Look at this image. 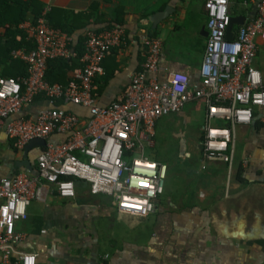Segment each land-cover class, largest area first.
Returning a JSON list of instances; mask_svg holds the SVG:
<instances>
[{"label": "built area", "instance_id": "1", "mask_svg": "<svg viewBox=\"0 0 264 264\" xmlns=\"http://www.w3.org/2000/svg\"><path fill=\"white\" fill-rule=\"evenodd\" d=\"M249 1L255 13L230 40L225 37L231 17L229 0H204L207 36L196 80L162 63L160 38L142 37L143 63L107 106L96 102L95 78L104 73L110 49L124 43L122 25L84 29V51L66 84L49 82L46 68L50 59L78 56L73 35L52 27L47 10L35 21L20 25L30 46L13 49L11 55L25 63L26 72L18 77L0 75V130L16 150L32 138L46 143L37 153L34 174L0 177V264H39L34 251L17 247L26 235L16 231L15 224L26 218L31 199L45 198L46 184L59 197L73 198L76 180L85 181L91 194L112 196L119 213L146 216L153 212L154 200L163 191L165 165L149 159L145 150L154 145L155 122L181 111L188 101L201 100L205 105L202 158L231 167L235 127L250 124L255 107L264 110V82L253 66L256 37H264V0ZM39 95L50 106L22 114ZM59 100L85 108L88 117L81 119L55 105ZM217 120L228 122L229 127L212 123ZM260 121L264 124V112ZM54 133L64 138L50 139ZM130 199L139 203L137 208L127 206Z\"/></svg>", "mask_w": 264, "mask_h": 264}, {"label": "crops", "instance_id": "2", "mask_svg": "<svg viewBox=\"0 0 264 264\" xmlns=\"http://www.w3.org/2000/svg\"><path fill=\"white\" fill-rule=\"evenodd\" d=\"M39 1L42 4L41 12L47 10L46 14L50 15L48 23L72 29L75 42L78 37H83L85 28L96 29L115 23L116 12H122L124 43L109 51L103 64L104 73L95 78L94 95L100 106H107L117 99L128 84L130 73L143 63L144 47L141 40L144 36L160 38L162 63L165 66L186 72L192 80L198 79L207 36L204 34V31L207 32L204 0H200L196 8L197 19L189 25L188 15L194 0ZM229 7V12L237 10L231 16L244 17L242 24H234L239 28L255 13L250 1L234 3L229 0ZM165 9L168 10L166 16L154 23L150 20L152 14ZM15 10L9 11V20H2L3 24H0L1 76L9 73L10 77H18L26 72L25 63L13 57L11 51L21 47L29 48L26 34L20 25L32 21L31 14L18 24L25 35V44L10 50L11 62L4 58L2 50L3 35L9 21L15 17ZM15 39H18V35ZM255 41L257 52L253 66L260 72L264 82V37L257 36ZM181 42L185 44L181 45ZM18 61L24 64L25 72H17ZM78 66L77 63L67 71L68 80ZM59 101L55 105L73 111L81 119L88 117L85 108ZM49 106L47 98L39 95L25 106L22 114H33ZM202 107L204 122V103ZM253 112L255 115L250 124L235 127V153L230 168L223 162L205 161L202 158L204 123L196 145V156H190V152L179 140L184 137L180 130L181 124L185 125L192 116L182 109L159 118L154 125V145L145 153L149 159L165 165L163 191L154 200L155 209L150 214L138 216L135 223L125 218L118 219L123 240L121 244H54L48 233L55 226L53 210L52 213L49 210L54 203L51 192L55 189L51 184H46L45 198L39 201L45 202L49 196L48 203L42 209L29 208L26 218L15 224V230L26 235L17 247L24 251H34L39 264H264V124L260 121L264 110L255 107ZM214 122L216 125L220 121ZM62 138L63 134L54 133L50 136L54 141ZM167 145L177 147L171 149L177 161L172 167L164 163L159 153L160 147ZM42 147L29 150V170L22 164L23 149H14L5 132L0 130V177L18 173L34 174L37 168L36 156ZM78 186L84 191L86 188L91 194L81 181L77 182L75 192ZM88 193L87 197H79L73 204L82 205L83 200L92 204L94 199L88 198ZM73 198L61 200L67 202ZM36 217L41 221L39 233L32 231ZM98 224H92L93 231H88L95 234L98 227L101 228Z\"/></svg>", "mask_w": 264, "mask_h": 264}, {"label": "rangeland", "instance_id": "3", "mask_svg": "<svg viewBox=\"0 0 264 264\" xmlns=\"http://www.w3.org/2000/svg\"><path fill=\"white\" fill-rule=\"evenodd\" d=\"M199 4L200 0L193 1V8L191 9V13L188 15L187 25L197 19L196 8ZM187 25H184V27H188ZM180 44L184 45L185 42H181ZM202 106V102L188 101L183 107L184 112L187 115H191L192 118L186 122L185 125L181 124L180 130L183 131L184 137L180 138L179 142L185 146L188 153L190 152V156H196L194 155L197 152L196 145L199 135L202 132L201 129L204 123L201 115ZM172 146L176 147V145ZM174 147H170L168 145L160 147V157L169 167H172L174 163L177 162L173 156L174 154L171 152V149H174ZM171 179H173V177ZM85 190L86 191L81 190L78 186L76 188L75 197L67 202H63L61 198L57 196L55 191L51 192L54 203L50 206L49 210L51 213L53 210L52 219L55 222V226L51 227L52 230L49 231L48 237H51V241L55 242L54 244H94L92 243L94 238L87 235L90 227L91 231H93L92 224L97 225L99 223L101 228L107 230L110 234L117 233L118 235H121L122 233L120 232L121 225L118 220L119 218H125L130 223H135L136 220H138L137 215L116 212V209L114 208L115 200L112 196L103 193L89 194L86 188ZM87 193L88 198L94 199L92 204H87L84 200L82 205L73 204V201L77 198L87 197ZM48 199L49 196L46 198L45 202H41L37 199H31L26 208V212L29 208L35 209V207H38L39 209H42L44 204L48 203ZM105 214L107 215L106 217ZM100 216H102V218L99 219Z\"/></svg>", "mask_w": 264, "mask_h": 264}, {"label": "trees", "instance_id": "4", "mask_svg": "<svg viewBox=\"0 0 264 264\" xmlns=\"http://www.w3.org/2000/svg\"><path fill=\"white\" fill-rule=\"evenodd\" d=\"M231 1V0H230ZM234 3H240L243 1H249V0H232ZM41 7L42 4L39 0H0V24H3V21L9 20L7 13L13 9L16 8V14L13 20L9 21V26L6 28V31L4 33V40H3V54L4 58L8 59V61H12L13 59L10 57L9 52L13 48H17L23 44H25V35L22 32L20 28H18V24L22 22L24 19L27 18L28 14L32 15V21H35L36 18L40 16L41 13ZM230 8V7H229ZM230 11V9H229ZM237 13V10H233L230 12V14ZM47 15V14H46ZM122 12H116L115 14V23H108L104 27H110L114 24L122 25ZM231 16V15H230ZM47 19H50V15L48 14ZM3 20V21H2ZM52 27H55L52 25ZM104 27L96 28L101 29ZM234 31L237 32L239 26L234 25ZM59 28V27H56ZM67 33L73 35L72 29H65L60 28ZM18 35V39H15V36ZM75 49L78 53V56L76 58H70V59H64V58H53L48 60L47 62V68H46V79L49 82H60V83H66L68 80L67 77V71L72 69L77 63L79 64V56L84 51V37L77 38L76 42L74 44ZM111 50V49H110ZM14 62V61H13ZM19 62V63H18ZM17 64H19V70L17 72H25V66L20 61H18ZM5 76H10L9 73H4ZM190 76V75H189ZM192 79V77L190 76ZM255 115V114H254ZM218 127H229V123L225 121H220L216 124ZM78 180H76L77 184ZM40 226L41 221L37 217L33 221V227L32 230L34 233L40 232ZM91 230V229H89ZM147 233H144L146 235ZM87 235L91 238H94L93 242L94 244H121L122 243V236L117 233L110 234L106 231L101 230V228L98 227V230L95 234H93L91 231L87 232ZM95 235V237H94Z\"/></svg>", "mask_w": 264, "mask_h": 264}, {"label": "water", "instance_id": "5", "mask_svg": "<svg viewBox=\"0 0 264 264\" xmlns=\"http://www.w3.org/2000/svg\"><path fill=\"white\" fill-rule=\"evenodd\" d=\"M168 10H162L160 12H155L154 14H152V16H150V20L154 23L156 20H158L161 17H164L167 15ZM244 21V17L243 16H231L229 18V22L228 25L226 27V31H225V37L227 39H233L234 37V33L232 31V26L234 24L240 25L242 24ZM204 34L207 35V32L204 31ZM45 139L43 138H32L30 139L23 147V158L24 160H22V164L25 165L26 167L29 168V170H31V166L30 163L27 160V154L29 152L30 149L35 148L37 146H44L45 145ZM83 184L86 185V182L83 181Z\"/></svg>", "mask_w": 264, "mask_h": 264}, {"label": "bare ground", "instance_id": "6", "mask_svg": "<svg viewBox=\"0 0 264 264\" xmlns=\"http://www.w3.org/2000/svg\"><path fill=\"white\" fill-rule=\"evenodd\" d=\"M137 204H139L137 201H134V200H128V204H127V206L129 207V208H137Z\"/></svg>", "mask_w": 264, "mask_h": 264}]
</instances>
